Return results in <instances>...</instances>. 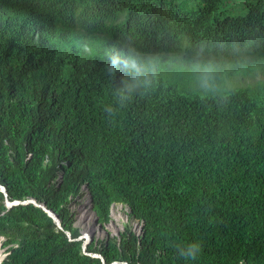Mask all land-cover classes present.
Listing matches in <instances>:
<instances>
[{
    "label": "trees",
    "instance_id": "1",
    "mask_svg": "<svg viewBox=\"0 0 264 264\" xmlns=\"http://www.w3.org/2000/svg\"><path fill=\"white\" fill-rule=\"evenodd\" d=\"M126 48L211 62L218 90L158 78L120 107L104 67ZM234 65L264 71V0H0V264H264V80L227 89ZM84 188L140 235L85 246Z\"/></svg>",
    "mask_w": 264,
    "mask_h": 264
},
{
    "label": "rangeland",
    "instance_id": "2",
    "mask_svg": "<svg viewBox=\"0 0 264 264\" xmlns=\"http://www.w3.org/2000/svg\"><path fill=\"white\" fill-rule=\"evenodd\" d=\"M154 59L156 60L159 78L164 79L167 85L177 89L182 94L193 93V97L195 95L205 96L210 94L202 93L194 82L193 69L198 62L194 55H184L183 57L161 55L155 56ZM249 71L251 70H247L245 67L240 69L237 65H234L230 73L240 75V77L226 79L227 89L250 86L264 80V71L248 73ZM89 200L87 195H84L83 198L71 204V210L76 215L74 226L81 232V237H88L84 238L88 243L93 240L105 241L110 237H118L124 231L125 226H129L134 233L140 235L139 223L129 217L130 210L126 206H115L111 214L113 224L109 223L107 226L102 227L96 223L97 217ZM81 216L82 219H80ZM88 225L91 227H88ZM3 240L4 238H0V256L4 260L8 254V248L3 246Z\"/></svg>",
    "mask_w": 264,
    "mask_h": 264
},
{
    "label": "clouds",
    "instance_id": "3",
    "mask_svg": "<svg viewBox=\"0 0 264 264\" xmlns=\"http://www.w3.org/2000/svg\"><path fill=\"white\" fill-rule=\"evenodd\" d=\"M84 52H89L87 44L82 45ZM124 55L117 51L109 50L106 53L108 63L104 71L110 78H117L113 97L120 107L126 106L134 95L143 90L153 88L159 78L156 60L135 48H126ZM193 79L202 93H214L218 90L217 76L211 62L194 65ZM226 98V97H225ZM105 111L111 113V105L105 107ZM90 199V198H89ZM178 255L189 261H195L201 253V244L198 241L188 242L177 248Z\"/></svg>",
    "mask_w": 264,
    "mask_h": 264
},
{
    "label": "water",
    "instance_id": "4",
    "mask_svg": "<svg viewBox=\"0 0 264 264\" xmlns=\"http://www.w3.org/2000/svg\"><path fill=\"white\" fill-rule=\"evenodd\" d=\"M4 192H5V189H4ZM89 198H90V204H91V208L93 209V199H92V197L89 195ZM31 202H33V203H35L36 204V202L35 201H28V202H25V203H31ZM21 202H19V201H17V202H13V203H10L8 200L6 201V205L8 206V207H12V206H14V205H18V204H20ZM40 207H42L44 210H46V212H48L49 214H50V216H52L53 218H54V220L57 222V224H58V227L59 228H61V220L58 218V216L54 213V212H52V211H50V210H48L47 208H46V206H44V205H40ZM129 212H131V211H129ZM95 213V212H94ZM95 215H96V213H95ZM96 223L98 224V218L96 219ZM101 226V225H100ZM139 227H140V231L142 232V225L141 224H139ZM68 235L70 236V233L68 232ZM80 239H84V237H81ZM85 240V239H84ZM88 244V241H86L85 240V246ZM96 257H100V255H95Z\"/></svg>",
    "mask_w": 264,
    "mask_h": 264
},
{
    "label": "built area",
    "instance_id": "5",
    "mask_svg": "<svg viewBox=\"0 0 264 264\" xmlns=\"http://www.w3.org/2000/svg\"><path fill=\"white\" fill-rule=\"evenodd\" d=\"M83 192L85 193V195H87V197L89 198L88 192L86 191V189H83Z\"/></svg>",
    "mask_w": 264,
    "mask_h": 264
},
{
    "label": "bare ground",
    "instance_id": "6",
    "mask_svg": "<svg viewBox=\"0 0 264 264\" xmlns=\"http://www.w3.org/2000/svg\"><path fill=\"white\" fill-rule=\"evenodd\" d=\"M89 201H90V200H89ZM116 216L119 217V215H117V214H116ZM80 219H82V216H81ZM112 224H113V223H112ZM90 225H91V224H90ZM91 226H92V225H91ZM91 226L88 225V227H91ZM92 227H93V226H92ZM84 238H88V237H85V236H84Z\"/></svg>",
    "mask_w": 264,
    "mask_h": 264
}]
</instances>
